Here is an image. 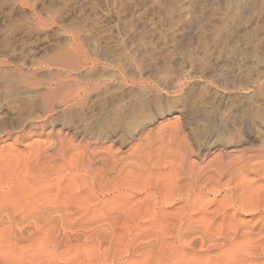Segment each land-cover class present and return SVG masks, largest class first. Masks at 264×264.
Here are the masks:
<instances>
[{
	"label": "rangeland",
	"instance_id": "rangeland-1",
	"mask_svg": "<svg viewBox=\"0 0 264 264\" xmlns=\"http://www.w3.org/2000/svg\"><path fill=\"white\" fill-rule=\"evenodd\" d=\"M3 2L2 5L0 2V127L15 123H22L24 127L43 123L47 115L43 101L49 91H53L50 94L54 97L52 101L57 98L52 102L53 115H63L62 121L44 123L43 133L37 130L42 135L25 137L19 144H14L11 139L0 141L2 168L6 174L3 172L2 176H8L6 178L15 183L6 179L10 183L6 184L9 186L7 191L11 187L15 190L22 176L30 178L33 161L30 152L36 144L45 141L46 135L51 139L59 134L66 136L67 140L73 138L74 123L83 116L91 114V117L103 119L104 126L107 124L101 130L104 137L109 138L111 133L119 137L120 142L113 145L119 156L126 157L128 153H139L142 149L140 153L145 158L128 157L125 166L130 170L132 167L142 170L143 176H138L135 181L141 183L144 179L150 185L152 182L153 191L157 188L155 183L158 182V187L163 184L166 174L172 173L177 165L180 140H186L185 143L192 148L191 159L203 166L223 150L218 147L210 149L217 136L212 133L222 131L237 139V134L242 135L232 121L247 115V105L255 104L259 106V112L262 110L264 0ZM231 37H237L236 43L228 42ZM238 40L245 41L242 44ZM79 86L84 90L77 89ZM136 90H144L143 96H135ZM65 92L68 93L66 96ZM70 97L77 99L71 101ZM58 98L70 101L59 102ZM141 98L149 102L143 120L140 114H131L128 107L131 101L140 103ZM253 136L258 139L250 143L257 147L263 137L257 133ZM88 137L83 139L91 141ZM104 137H101L102 141H105ZM197 137L211 141L202 163L197 153ZM237 145L225 146L219 153L226 158L245 150ZM69 160L73 163L72 159ZM28 180L27 186L25 179L21 184L25 185L26 192V188L29 189V193L35 184L32 189L28 188L32 184ZM164 183L166 186L167 179ZM18 186L17 193L22 190ZM32 191L30 193H35ZM216 198L219 200L221 196ZM174 208L177 206L171 209ZM166 240L170 242V239Z\"/></svg>",
	"mask_w": 264,
	"mask_h": 264
},
{
	"label": "bare ground",
	"instance_id": "bare-ground-1",
	"mask_svg": "<svg viewBox=\"0 0 264 264\" xmlns=\"http://www.w3.org/2000/svg\"><path fill=\"white\" fill-rule=\"evenodd\" d=\"M3 1L0 0L1 5ZM236 38L231 37L228 42L233 43ZM238 41L243 44L245 40ZM77 89L84 90L80 86ZM141 90H136L135 96H143L144 90ZM52 92H47L43 101L47 106L43 123L27 127L22 123L4 125L0 127V141L11 139L19 144L25 137L42 135L44 125L62 121L63 115H53L52 102L57 98L52 101ZM67 94L65 92V96ZM73 97L71 101L77 99ZM66 98H58V101H70ZM148 105V100L141 98L140 103L131 101L128 107L131 114H140L142 119L146 117ZM247 106V115L232 121L242 136L237 134L235 139L217 131L212 133L217 136L210 148L224 150L225 146L240 144L245 150L224 158L219 153L223 150L216 149L218 154L199 167L191 159L192 148L182 139L177 153L179 161L174 169L171 168L172 173L169 172L173 177L166 174L172 179L164 176L166 186L165 179L159 187L158 182L155 183L157 188L153 191L152 182L150 185L144 179L141 183L135 181L143 176L142 170L134 167L130 170L125 166L128 157L144 159L142 149L140 154L130 152L126 157L119 156L113 146L120 142L119 137L112 133L109 138L104 137L101 130L107 124L104 126L103 119L91 117V114L74 123L72 137L80 140H67L59 133H56L58 137L54 134L55 139L46 135L47 139L31 150L33 173L30 171V178L22 176L16 186L24 183V179L27 186L26 179H29L28 183L32 184L28 188L37 185L33 188L35 193H30L32 190L28 193L27 188L26 192L22 184L18 186L22 190L16 192L13 180L2 176L5 170L2 168L3 155L0 156V264H264V104L260 105V112L255 104ZM39 129L42 133L37 132ZM255 133L263 137L257 147L250 143L258 139L253 136ZM86 136L91 141L83 139ZM196 140L202 163L211 141ZM6 179L14 183L15 190L14 187L6 190L9 189L6 184H10ZM175 205L177 208L172 210Z\"/></svg>",
	"mask_w": 264,
	"mask_h": 264
}]
</instances>
